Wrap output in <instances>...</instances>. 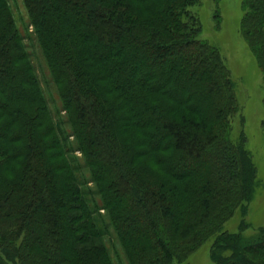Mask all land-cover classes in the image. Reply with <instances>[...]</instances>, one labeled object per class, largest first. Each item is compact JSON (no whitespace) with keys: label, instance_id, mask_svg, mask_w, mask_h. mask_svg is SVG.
Instances as JSON below:
<instances>
[{"label":"trees","instance_id":"obj_1","mask_svg":"<svg viewBox=\"0 0 264 264\" xmlns=\"http://www.w3.org/2000/svg\"><path fill=\"white\" fill-rule=\"evenodd\" d=\"M22 1L61 109L0 0V264H114L110 229L128 264L181 263L210 238L212 264H264V225L224 229L256 170L200 0ZM241 7L264 73V0Z\"/></svg>","mask_w":264,"mask_h":264},{"label":"rangeland","instance_id":"obj_2","mask_svg":"<svg viewBox=\"0 0 264 264\" xmlns=\"http://www.w3.org/2000/svg\"><path fill=\"white\" fill-rule=\"evenodd\" d=\"M8 2L18 30L24 36V42L49 106L55 114L61 109V102L29 26V18L23 1L8 0ZM241 3L242 0H200L191 8V11L199 21V38L218 49L234 82L240 112L232 120L231 137L237 141L240 133L243 132L244 147L256 170V184L245 216L242 217L241 213L236 211L225 223L224 229L236 232L241 219L244 218L245 224L250 226L244 235L249 236L254 233V228L264 225V127L261 124L264 117L262 102L264 73L258 67L239 32V22L243 14ZM216 11L219 15V24L214 17ZM65 127L68 129L67 126ZM110 231L111 233L105 237V241L114 264H128L113 230L110 229ZM211 242L212 238L206 240L193 250L183 262L176 264H212L209 256Z\"/></svg>","mask_w":264,"mask_h":264}]
</instances>
